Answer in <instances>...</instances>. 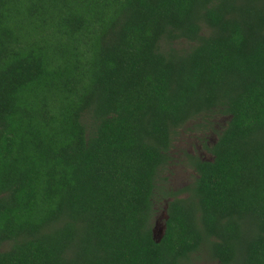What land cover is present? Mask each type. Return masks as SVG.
Returning <instances> with one entry per match:
<instances>
[{
  "label": "trees",
  "instance_id": "obj_1",
  "mask_svg": "<svg viewBox=\"0 0 264 264\" xmlns=\"http://www.w3.org/2000/svg\"><path fill=\"white\" fill-rule=\"evenodd\" d=\"M190 122L210 157L184 152L195 176L173 188ZM201 246L264 264V0H0V264Z\"/></svg>",
  "mask_w": 264,
  "mask_h": 264
},
{
  "label": "rangeland",
  "instance_id": "obj_2",
  "mask_svg": "<svg viewBox=\"0 0 264 264\" xmlns=\"http://www.w3.org/2000/svg\"><path fill=\"white\" fill-rule=\"evenodd\" d=\"M192 123L190 122L178 130L171 149L173 160L162 172V176L168 178L167 181L173 188L183 187L195 176V171L184 164V152L194 153L204 158L210 157V153L203 146L200 137H205L209 143V141H213L214 135L195 130ZM163 219V210L159 207L152 219L151 229L155 228L156 230L157 224L160 225ZM178 264H218V262L210 257L205 246H201L199 250L190 253L188 258L182 259Z\"/></svg>",
  "mask_w": 264,
  "mask_h": 264
},
{
  "label": "water",
  "instance_id": "obj_3",
  "mask_svg": "<svg viewBox=\"0 0 264 264\" xmlns=\"http://www.w3.org/2000/svg\"><path fill=\"white\" fill-rule=\"evenodd\" d=\"M165 210H166V205H164L163 218L167 219V214ZM157 226H158L157 232L156 234L153 233L152 237L156 242H159L164 235V226L163 224H160V225L157 224Z\"/></svg>",
  "mask_w": 264,
  "mask_h": 264
},
{
  "label": "flooded vegetation",
  "instance_id": "obj_4",
  "mask_svg": "<svg viewBox=\"0 0 264 264\" xmlns=\"http://www.w3.org/2000/svg\"><path fill=\"white\" fill-rule=\"evenodd\" d=\"M163 211H164V210H163ZM160 224H163V226H164V231H165V228H166V224H165V222L162 221ZM156 232H157V229H156V230H155V228L151 229V233H152V235H153V233L156 234Z\"/></svg>",
  "mask_w": 264,
  "mask_h": 264
}]
</instances>
